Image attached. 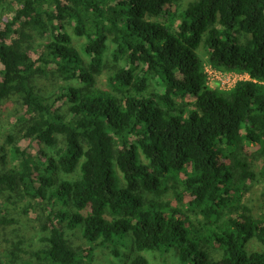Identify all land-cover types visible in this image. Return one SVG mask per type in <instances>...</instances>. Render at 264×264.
<instances>
[{"label": "trees", "instance_id": "16d2710c", "mask_svg": "<svg viewBox=\"0 0 264 264\" xmlns=\"http://www.w3.org/2000/svg\"><path fill=\"white\" fill-rule=\"evenodd\" d=\"M179 2L0 0V105L15 99L24 138L58 147L55 157L35 156L9 136L11 149L2 148V163L11 156L16 165L0 169V197L9 196L0 263L3 254L8 264L20 260L19 246H3L7 207L19 200L46 202L35 264H87L100 247L119 255L128 236L131 264H149L145 253L178 264H264V203L260 215L246 203L255 161L264 175V0H192L160 22ZM68 26L85 39L81 52ZM203 48L213 67L250 80L210 89ZM51 76L64 84L44 92ZM58 169L75 178L54 188ZM67 229H80L91 247L74 246ZM251 240L263 250L249 251Z\"/></svg>", "mask_w": 264, "mask_h": 264}, {"label": "rangeland", "instance_id": "374dc122", "mask_svg": "<svg viewBox=\"0 0 264 264\" xmlns=\"http://www.w3.org/2000/svg\"><path fill=\"white\" fill-rule=\"evenodd\" d=\"M192 0H181L177 7H171L170 12L167 15H164L162 18L159 19L160 22L169 23L170 15L173 14L175 11L180 14L184 12L189 3ZM171 13V14H170ZM67 30L71 37L73 38L74 46L79 49L81 52L80 46L85 42V39L77 37L72 27H67ZM34 35V45H39L44 41L41 35L37 33H32ZM247 36L241 37L242 42L247 39ZM114 50L113 44L109 45V50L106 54V63L107 68L104 70V73L98 78L99 87L106 88V83L108 77L112 74V68L114 65L112 52ZM200 55L204 60V64H208V51L206 48H203L200 51ZM37 58V56H36ZM205 66V65H204ZM226 72V71H225ZM235 77V79H234ZM234 77L231 78L230 84L226 85L225 88L217 89L224 92H229L227 88L231 87L234 80L236 82L246 81L249 80V76L245 73H238L234 74ZM62 83L60 80L54 79L52 76L50 80H43L41 87L43 88L44 92L46 90H53L60 86ZM77 86V84H70ZM223 87V86H222ZM46 90H45V89ZM160 90V86L156 84L154 81H151L149 92H158ZM187 102H192V99H187ZM61 106V104H59ZM66 109V108H65ZM25 118L24 112L20 109V107L16 104L15 99L8 100L0 105V169L4 171H10L16 165L13 161L11 156L7 157V162L4 164L1 161V150L3 147H7V149H11L9 144H7V139L9 136H14L16 142L19 144L21 149L25 150L28 149L33 155H38L41 151L46 152L51 157H55L56 151L58 147L49 148L44 144L39 142H32L29 139L24 138V129L25 123L23 119ZM248 153L256 152V148L250 147L247 149ZM141 159L143 163L148 164V161L144 158L142 153H140ZM254 172L257 174L258 179L255 182H248L247 193H246V203L247 205L252 208L255 215H260L262 213V206L264 203V175L263 173V161L257 160L254 162ZM55 178V185L54 188L58 187L64 180H73L75 178L74 175H66L62 170L58 169L54 173ZM174 193L171 192L169 194L168 199L174 200ZM8 195H2L0 197V209L5 207L2 206V201L8 199ZM15 198V195L13 194ZM17 202L19 200H16ZM14 204L13 202L10 203L7 207V214L6 217L12 221V224L6 227V235H3V238H6V242L3 243L4 249L14 250V247L19 246L21 252H18L20 256V260H18L17 264H27L32 263L35 264L31 253L37 250L44 248V242L42 241L43 238L46 237V233L42 232L40 229V221H39V214L41 208L44 207L46 202H38L28 204L26 202H18ZM64 206L60 203L57 204L56 208H63ZM28 209V212H25V209ZM2 211V210H1ZM67 234L69 241L74 246H80L85 249H89L91 246L87 244V242L82 238V233L80 229L76 230H69L67 229ZM134 240L128 236L125 245H120L117 249L119 255H117L112 248H95V251L92 254L91 261L87 264H131V261L134 257ZM248 250L251 252H260L263 250L260 243L256 240H251L248 244ZM4 252V251H3ZM144 256L148 260L149 264H178L176 257L170 255L168 257L162 258L156 253H145ZM7 255L3 254L2 256V263L8 264L7 262ZM0 263V264H2Z\"/></svg>", "mask_w": 264, "mask_h": 264}, {"label": "built area", "instance_id": "2783aa9c", "mask_svg": "<svg viewBox=\"0 0 264 264\" xmlns=\"http://www.w3.org/2000/svg\"><path fill=\"white\" fill-rule=\"evenodd\" d=\"M204 68H205V74L207 76V85L212 90H217L221 88L224 89L226 85L230 84L231 78H233L234 74H236V72H225L222 70H218L215 67H213L210 63L205 64ZM237 83L238 82L234 80L233 84H231V87L229 86L227 90L231 91L236 86Z\"/></svg>", "mask_w": 264, "mask_h": 264}]
</instances>
